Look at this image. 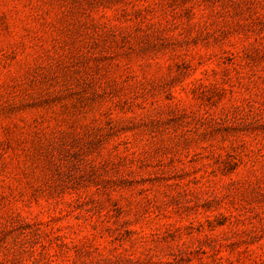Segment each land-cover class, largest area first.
Masks as SVG:
<instances>
[{"label": "rangeland", "instance_id": "374dc122", "mask_svg": "<svg viewBox=\"0 0 264 264\" xmlns=\"http://www.w3.org/2000/svg\"><path fill=\"white\" fill-rule=\"evenodd\" d=\"M0 264H264V0H0Z\"/></svg>", "mask_w": 264, "mask_h": 264}]
</instances>
